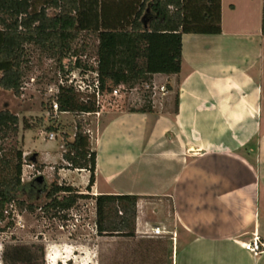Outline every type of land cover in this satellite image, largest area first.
I'll return each mask as SVG.
<instances>
[{
    "label": "crops",
    "instance_id": "1",
    "mask_svg": "<svg viewBox=\"0 0 264 264\" xmlns=\"http://www.w3.org/2000/svg\"><path fill=\"white\" fill-rule=\"evenodd\" d=\"M262 8L221 0L220 33H183L180 71L154 75L177 84L178 109L109 118L92 148L91 191L88 170L58 168L66 181L87 173L84 185L69 181L83 193L139 196L134 234L113 235L135 244L131 252L159 253L161 264H264L240 243L264 236Z\"/></svg>",
    "mask_w": 264,
    "mask_h": 264
},
{
    "label": "trees",
    "instance_id": "2",
    "mask_svg": "<svg viewBox=\"0 0 264 264\" xmlns=\"http://www.w3.org/2000/svg\"><path fill=\"white\" fill-rule=\"evenodd\" d=\"M37 2L0 0V87L18 96L22 94L28 69L29 46L40 49L58 64L66 57L75 56L77 67L98 70L106 81L114 78L122 82L118 76H123V82L132 87L151 81L155 74L180 71L183 33L216 34L222 30L221 0H43L39 6ZM261 27L264 34V0ZM82 33L88 38L79 50L75 42ZM88 50V55L95 56L97 61L95 68L82 64L78 58L79 51L87 54ZM54 99L60 113L89 114L98 109L93 96L82 94L72 86H60L50 101ZM146 99L144 106L131 111H154L150 97ZM175 104L178 109V94ZM19 123L17 114L9 109L0 110V154L5 140L18 142ZM75 127L73 140L64 135L63 159L68 168L90 172L86 191H91L95 182L96 151L79 119ZM48 130L54 131L56 127L48 126ZM1 162L0 221L11 215V206L19 211H35L39 206L17 197L23 185L22 150H16L11 159ZM34 182L44 186L43 180L35 179ZM88 195L77 186L54 180L46 192V203L40 209L51 217L65 216ZM138 199L134 194L96 195L98 234L133 235ZM2 259L6 264L21 261L9 260L5 253ZM24 264L33 263L26 261Z\"/></svg>",
    "mask_w": 264,
    "mask_h": 264
},
{
    "label": "rangeland",
    "instance_id": "3",
    "mask_svg": "<svg viewBox=\"0 0 264 264\" xmlns=\"http://www.w3.org/2000/svg\"><path fill=\"white\" fill-rule=\"evenodd\" d=\"M42 1L38 0L36 5L39 6ZM84 34L82 33V37L75 42V47L79 50L82 44L87 42L88 36ZM28 48L29 62L22 94L18 96L14 91L0 87V110L9 109L20 119L18 142L16 143L14 139L4 141V150L0 154V171L3 168L1 160L11 159L16 150H22L23 185L17 197L33 202L39 207L31 212L19 211L11 206L9 208L11 215L8 214L5 220L0 221V264H6L2 259L4 253L9 260L14 258L21 260L16 264H24L26 261L33 264H161L159 253L135 254L131 252L135 244L129 241H114V234H98L95 223V196L88 195L89 197L80 199L77 206L65 216L51 217L45 214L40 206L46 203V192L54 180L67 184L69 181L78 185L86 183L87 173L84 172H66L65 178L69 181L56 175L58 168L66 164L62 158L58 159L61 150H66L64 135H68V140H73L78 119L84 124L93 148L97 132L109 118L122 111L141 108L146 104L147 96L156 110H173L178 91L177 84L171 85L170 89L168 88L170 83L165 77H153L147 82L157 84L158 87L165 85L166 91L163 93L157 89L155 94H151L150 89L146 88L147 82L130 87L123 82V76L116 75L126 85V89H123L121 96L113 100L112 105L106 107L100 114L72 112L56 114L50 110L51 94L56 90L60 76L65 74L64 63L68 65L67 68L75 69L76 61L70 56L63 59L60 65L55 59L43 54L40 49L34 46ZM86 53L79 51V60L82 64L87 63L95 68L97 66L95 56H89V50ZM51 87L53 91H50ZM51 125H54L56 130L49 131L48 126ZM51 132L54 133L52 139L48 137ZM47 161L55 162L44 163ZM15 162L14 159L13 164ZM40 175L43 177V187L34 183ZM153 201L165 202L166 209H170L169 201L159 199ZM18 246L22 249L15 250L14 248Z\"/></svg>",
    "mask_w": 264,
    "mask_h": 264
},
{
    "label": "built area",
    "instance_id": "4",
    "mask_svg": "<svg viewBox=\"0 0 264 264\" xmlns=\"http://www.w3.org/2000/svg\"><path fill=\"white\" fill-rule=\"evenodd\" d=\"M74 61L77 57L73 56ZM76 66V65H75ZM68 65L64 63V76H60L59 83L56 90L53 87L50 88L52 92V97L55 96L59 90L60 86H72L75 90L81 93L90 94L94 97L96 105L98 107L97 111L94 113L100 114L106 107L112 105L113 100L121 96L122 90L126 89V85L116 79L104 80L102 75L98 70L95 69H83L81 67H75V69L67 68ZM69 69V70H65ZM63 74V73H60ZM146 88L150 89V93H156L157 89L161 90L163 93L166 91V86L147 82ZM52 111L56 114L59 112V105L54 99L51 101ZM90 114V113H89ZM49 137H54V133H49ZM154 233H161L160 227L154 228ZM241 245L251 252L254 256H258L264 253V236H260L258 233H254L253 236L248 241L240 242Z\"/></svg>",
    "mask_w": 264,
    "mask_h": 264
},
{
    "label": "water",
    "instance_id": "5",
    "mask_svg": "<svg viewBox=\"0 0 264 264\" xmlns=\"http://www.w3.org/2000/svg\"><path fill=\"white\" fill-rule=\"evenodd\" d=\"M37 181L41 182L43 180V177L40 175L36 178Z\"/></svg>",
    "mask_w": 264,
    "mask_h": 264
},
{
    "label": "flooded vegetation",
    "instance_id": "6",
    "mask_svg": "<svg viewBox=\"0 0 264 264\" xmlns=\"http://www.w3.org/2000/svg\"><path fill=\"white\" fill-rule=\"evenodd\" d=\"M35 183V182H34Z\"/></svg>",
    "mask_w": 264,
    "mask_h": 264
}]
</instances>
